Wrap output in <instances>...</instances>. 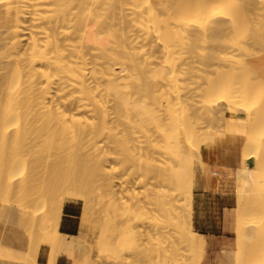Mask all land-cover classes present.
<instances>
[{"label": "bare ground", "instance_id": "1", "mask_svg": "<svg viewBox=\"0 0 264 264\" xmlns=\"http://www.w3.org/2000/svg\"><path fill=\"white\" fill-rule=\"evenodd\" d=\"M259 9L264 11V0H0V135L13 153L12 177L27 168L24 178L12 183L15 190L29 189L31 222L47 229L56 221L55 237L42 239L51 248L49 264L61 253L77 264H98L108 253L120 255L118 246L131 241L138 246L143 224L137 231L127 223L134 238L119 232L115 243L104 231L106 224L114 228L131 219L126 215L119 222L121 212L114 215L119 210L142 219L160 216L152 234L159 239L176 231L167 234L173 264H197L187 254L201 239L189 229L185 201L194 197L197 157L204 176L224 172L216 153L224 132L222 137L211 136L215 129L206 130L210 136L203 133L204 158L200 130L206 129L205 117L219 121L225 112L234 145L228 136L221 144L246 148L235 171L238 241L244 242V228L249 238L264 237V206L262 219L256 218L263 199L257 196L256 212L249 203L255 191L264 193V13ZM2 183L0 178V189ZM61 195L82 202L89 217L102 214L105 226L95 242L83 231H60ZM94 201L106 206L98 209ZM248 204L252 217L246 223ZM105 209L114 213H102ZM256 250L250 264H264V247ZM235 251L222 249V260ZM179 254L186 257L180 263Z\"/></svg>", "mask_w": 264, "mask_h": 264}, {"label": "rangeland", "instance_id": "2", "mask_svg": "<svg viewBox=\"0 0 264 264\" xmlns=\"http://www.w3.org/2000/svg\"><path fill=\"white\" fill-rule=\"evenodd\" d=\"M259 10H261V11H259L260 13L262 12V14L264 13V11H262L263 9H259ZM263 19H264V17H263ZM259 20H261V18H259ZM262 43V42H261ZM209 43H206V45H208ZM263 44V43H262ZM209 75V74H208ZM196 85V86H195ZM193 87L195 88L196 87V89H198L199 87H198V84H193ZM198 87V88H197ZM206 96V95H205ZM205 96H202V97H204L202 100H204L205 99ZM208 97V96H207ZM201 98V97H200ZM209 98V97H208ZM207 99V98H206ZM208 101V103H209V99L207 100ZM207 101H202V102H204V103H206ZM226 114V116H223V115H225ZM231 117V116H230ZM219 118V121H220V119H221V122H219V121H215V119H209L208 120V118L206 119V117L203 119V125L205 126V124H206V129H204V132H202L201 133V130H200V136H201V134H202V136L201 137H203V138H201L202 140H203V144H202V140L201 139H199V141H200V143L202 144V146H204L203 147V156H204V158L206 157V151H207V145H208V139H206V138H204V136H203V133H206V135L208 136L209 134L206 132V130L207 131H213V132H215V131H217V134H211V136H213V137H217L216 135H218V132H219V135L222 137V135H223V133L222 132H224V135H223V137H224V141L222 142V141H220V142H218L219 143V145H218V147L220 148V146H224L223 144L226 142L227 143V141H231V139H230V137L232 138V136L230 135V136H228L227 134H226V132H227V130H225L226 128H227V124L225 123V121H227L228 120V122H229V120L230 119H225L224 120V118H229V117H227V113L225 112L224 114H222V115H220V117H218ZM205 120L206 121H208V122H205ZM213 121V123H212V125H214V126H216L215 128H214V126H212V125H209V124H211L210 122H212ZM216 122V123H215ZM227 122V123H228ZM236 122V121H235ZM218 123V124H217ZM225 123L226 124V127H225V124H224V126H223V124ZM231 123H233V122H231ZM219 124H221V125H219ZM211 126L209 129L207 128V127H209V126ZM217 125H218V127H217ZM233 125V124H232ZM237 125V124H236ZM204 126H203V128H204ZM219 126H220V128H219ZM223 126V127H222ZM229 127V126H228ZM237 127V126H236ZM202 128V129H203ZM212 128H213V130H212ZM217 128H218V130H217ZM234 128V127H233ZM233 128H232V130H233ZM214 129H215V131H214ZM230 129V128H229ZM235 129V128H234ZM223 130V131H222ZM232 130L230 129V133H232ZM233 134H235L236 133V131L235 130H233ZM229 133V131H228V134H230ZM225 134H226V136H225ZM205 135V134H204ZM215 135V136H214ZM206 136V137H207ZM210 136V135H209ZM227 136L229 137V140H227L226 138H227ZM234 136V135H233ZM206 139V140H205ZM234 139V138H233ZM225 140H227V141H225ZM195 141H197L198 142V139L197 140H195ZM204 141H206V142H204ZM233 141V140H232ZM196 142V143H197ZM221 142L223 143V144H221ZM200 143H199V145H200ZM217 143V144H218ZM233 143V142H232ZM231 142H230V144H232ZM6 144V145H5ZM217 144H216V149L218 150V148H217ZM227 146H228V144H226ZM225 145V146H226ZM232 145H234V144H232ZM9 146V147H8ZM206 146V147H205ZM230 146V145H229ZM244 148L245 147H243L241 150H242V154H243V151H244ZM246 149V148H245ZM216 150V151H217ZM10 151H11V148H10V145H8V142L6 143V142H4L3 140H1V135H0V175H1V180H2V186H1V189H0V224H2L3 225V230L4 231H6V230H8L9 232H10V234H12V236L14 237V239L16 240V241H18V240H20V242L22 243V240L23 239H25L26 241H27V244H26V246H25V248L23 249V248H18V247H16V246H13V245H9V244H6V243H2V242H0V256H7V257H14V258H20L25 264H36L37 263V258H38V255H39V248L41 249V247L43 246V245H48L44 240L42 241V239L43 238H45V237H55L54 235H55V233H54V231L51 229V227H52V225L54 224V219H51V221L50 222H52L53 221V224L52 223H50L51 224V227L50 228H47V229H45L46 227L45 226H43V228L45 229V232H44V229H41L42 227L40 226V228H38L39 227V225H34V223H32L31 222V217H30V210H33V208L31 209V206L29 207V202H28V200H29V193H27L26 191H28L29 189L27 188H23V187H18V189L16 188V190H15V186L16 185H14L15 183L13 182L12 183V181H14V180H16V181H21L23 178H24V176L26 175V173H27V168L26 167H24L23 169H21L18 173H17V176H16V179H15V177H12L13 175H12V173L13 172H15V167H13V165H12V163H11V161H9L10 159L9 158H11L12 157V154L10 153ZM246 151V150H245ZM11 154V155H10ZM196 155V154H195ZM194 155V156H195ZM199 157H197V159H195V162H194V164H193V167H194V171L196 172V174H198L200 171H201V167H202V163L199 161V159H198ZM10 162V164H8ZM114 164V166H115V169H117V170H119L120 169V166H119V163H117L116 162V165H115V162L113 163ZM113 164H112V166H113ZM109 165H111V163L109 164ZM238 167V166H237ZM10 172H9V171ZM9 172V173H8ZM8 175H9V177H8ZM3 176V177H2ZM192 176L191 175V173H189L188 172V178H187V180H188V182H190L189 180H191V178L190 177ZM22 177V178H21ZM193 178V177H192ZM11 179H13V180H11ZM17 183V182H16ZM18 184V183H17ZM264 184H262L261 186H263ZM195 186H196V184H194V187H192V190H193V192H194V189H195ZM138 187H140V185L138 186ZM137 187V189L139 190V188ZM22 188V189H21ZM141 189H142V186L140 187ZM20 189H21V191H20ZM26 189V190H25ZM264 189V188H263ZM262 189V187H261V190H263ZM20 191V192H18V191ZM24 190V192L26 193H24V192H22ZM257 191H255V193H254V195H252L251 197L249 196V198H251V199H249V203H251L252 202V206L251 205H249L248 204V208L245 210V213H244V217L246 218L245 220H246V223H247V219L249 218V217H252V216H249L250 215V211H251V207H253L252 208V211H251V213L255 210V212L257 211V209H254V208H256L258 205H257V203L259 202V198L257 197L258 195L260 196V197H262L261 199H263V202H264V193L263 192H261L259 189H258V192L256 193ZM260 193H262L263 194V196H261L262 194H260ZM24 194H25V196H24ZM28 196V197H27ZM62 196V195H61ZM24 197H27V200H25L26 198H24ZM252 198H253V201H252ZM256 198V199H255ZM258 198V199H257ZM62 199V200H61ZM251 200V201H250ZM27 201V202H26ZM68 200L67 199H65L63 196L62 197H60V204L62 205V213H63V207H64V204H65V202H67ZM187 201H188V203H187ZM255 201V202H254ZM261 202V204L263 203L262 202V200H260ZM26 204H25V203ZM39 202V201H38ZM38 202L37 203H34L33 205H36V204H38ZM63 202V203H62ZM95 203L94 204H96L95 205V207L96 208H101V206H102V208H104L106 205H103V204H105V203H99V202H97V201H94ZM257 202V203H256ZM186 203H187V205H186ZM259 203V204H260ZM29 204V205H28ZM25 205V206H24ZM32 205V206H33ZM81 205H82V202H81ZM97 205H98V207H97ZM255 205H257V206H255ZM28 206V207H27ZM45 205H43L41 208L42 209H40L39 208V210H43V207H44ZM185 206L188 208V212H187V219H188V223H189V229L190 228H192V229H194L196 232H198L199 233V236H200V239H201V242H200V244H197V243H191L190 244V246H189V250H188V254H187V256L189 255L190 256V259L189 260H191V258H193V260L191 261V262H194L195 261V263H197V264H250L251 262H250V260L249 259H251V257H249V255H250V253H251V255H252V258H253V255H254V253H255V250L257 249L258 251H260V248H263L264 247V241H263V243H262V239L264 240V237L263 236H255V238L253 237V238H249V237H247L246 236V234L245 233H247V228H244V242H239L238 241V234L236 233V251L235 252H233L232 254H231V256H229V257H227L225 260H222V250H219V251H216V252H214L213 250H210V248H209V244H208V239H207V237L205 236V238H206V240H207V242H206V248H205V239H204V237H203V235H202V233L201 232H199V231H197L196 229H195V227H194V221H193V213H194V197H192V195H191V197L189 198V200H186L185 201ZM249 206H251V207H249ZM260 206V208H259V210L260 211H258V216L256 217L257 219L259 218L260 220L262 219L261 217L263 216V213L261 214V212H262V208L261 207H263L264 206V203H263V205H259ZM258 206V207H259ZM98 208V209H99ZM107 208V207H106ZM187 208H186V210H187ZM45 209V208H44ZM27 210V211H26ZM109 210V209H108ZM108 210H106L105 209V212H102V213H106L107 214V212L106 211H108ZM84 210H83V208H82V214H81V231H83L84 233H86L87 234V237L91 240V241H93V242H95L96 240H97V238H98V236H99V234H100V232H101V229H102V227L104 228V226L105 225H103V224H101V223H103V222H101L104 218L101 216V217H99V215L97 216V217H89L88 215V213H86L85 211L83 212ZM26 212H28V213H26ZM113 212V211H112ZM111 212V209H110V212L108 211V214L109 215H111L110 213H112ZM119 212H121L120 214H122V215H120L119 214ZM254 212V213H255ZM260 212V213H259ZM26 213V214H25ZM62 213H61V217H62ZM86 213V214H85ZM114 213V212H113ZM112 213V214H113ZM83 214H85V215H83ZM116 214L118 215L119 214V216H117L118 217V221L120 220L119 218H124V217H126L127 219H128V217L129 218H131V219H129V220H124L122 223L120 222V225L121 226H119V224H116L117 226H115V225H113L114 226V228L113 227H111V225L109 226V224L107 225L106 224V226H107V228H106V226H105V228H104V231L106 232V234H109L110 235V237H111V239H112V243H115V241L118 239V238H120L121 236H120V234H119V232L120 233H122V235H123V233H127L128 232V226L129 225H131L135 230H139V228L142 226V224H143V227L144 226H146V227H141L142 228V230H141V228H140V231H138L139 232V234H141V236H142V238H143V240H141V242H143V241H145V243L143 242L142 244L143 245H139L138 244V246H137V243L135 244L134 242H132L131 241V243H127L126 245H123V246H118V249H117V251L120 253V255H118V256H115V255H113L112 253L111 254H107V255H105V256H102V257H100L99 258V262H98V264H173V262L175 261V260H170V258H171V252H169V250H170V247H171V243H169V241H170V239L168 238V235H170L171 233H172V231L173 230H168V232H165V233H162V235L160 236V238L163 240V242L160 240V238L159 239H155V232H157V230L155 231V228H154V225H153V222L154 221H158V222H160L159 221V219H157L158 217H160V216H158L157 215V217L155 218L154 216H151V215H145L144 216V218L142 219V218H138L137 216L135 217V214L134 213H132V212H128V213H125L124 214V212H123V210H119V211H117V212H115V216H116ZM114 215H113V217H114ZM128 217H127V216ZM253 215H255V214H253ZM26 217V218H25ZM106 217V216H105ZM164 217V216H163ZM255 217V216H254ZM28 218V219H27ZM101 218H103V219H101ZM153 218V219H152ZM155 218V219H154ZM26 219H27V222H26ZM115 219V218H114ZM116 219H115V221H116ZM133 219V220H132ZM157 219V220H156ZM161 219H163V218H161ZM122 221V220H121ZM258 221V220H257ZM126 222V223H125ZM144 222V223H143ZM146 222V223H145ZM116 223H117V221H116ZM127 223H129V224H127ZM141 223V224H140ZM29 224V225H28ZM55 224H56V221H55ZM55 224L53 225V228H54V226H55ZM84 224V227H82V225ZM124 224V225H123ZM126 224H127V227H126ZM138 224V225H137ZM151 224V225H150ZM31 225H33V226H31ZM147 225H148V227L149 228H152V232H151V229H149L148 227H147ZM34 226L35 227H37V229L35 230V228H34ZM108 226H109V228H108ZM139 226V227H138ZM151 226V227H150ZM115 227H117V228H115ZM124 227L126 228V230H125V232L123 231V229H124ZM171 228L173 227L172 225L170 226ZM121 230L122 229V231H120L119 229ZM131 228V227H130ZM145 228H148V230L147 229H145ZM154 228V229H153ZM34 230V232H31V230ZM40 229V230H39ZM111 229V230H110ZM39 230V231H38ZM42 230V231H41ZM110 230V231H109ZM145 230H146V232H145ZM174 230H175V227H174ZM36 231V232H35ZM109 231V232H108ZM141 231H143V233L146 235H143V233L141 232ZM153 231H155L154 233H153ZM170 231V232H169ZM150 232V233H149ZM174 232L176 233V231H173V235H172V237L175 235L174 234ZM237 232V231H236ZM32 233V234H31ZM33 233H36V235L34 236V234ZM154 235H153V234ZM118 234H119V236H118ZM129 234H131V233H129L128 232V237H132V236H129ZM138 234V235H139ZM152 236V237H154L153 239H152V237L150 236V235ZM157 234V233H156ZM168 234V235H167ZM31 235H33L34 236V238H33V236H31ZM131 235H133V234H131ZM158 235V234H157ZM165 235H166V237H165ZM33 238H31V237ZM140 236V237H141ZM146 238L145 240H144V237ZM36 237V238H35ZM163 237V238H162ZM170 237H171V235H170ZM262 239H261V238ZM132 238H134V237H132ZM148 238V239H147ZM167 238V239H166ZM169 239V240H168ZM256 239V240H255ZM115 240V241H114ZM134 240V239H133ZM158 240L160 241V242H158ZM166 240H168V241H166ZM258 240V241H257ZM260 240V241H259ZM150 241V242H149ZM165 241V242H164ZM171 242V241H170ZM240 243V246H239V243ZM262 243L263 245V247L261 246V244H259V243ZM38 243L40 244V245H38ZM156 243H157V245H156ZM243 243V244H242ZM42 244V245H41ZM129 244V245H128ZM159 244V245H158ZM170 244V245H169ZM155 245H156V248H155ZM169 245V246H168ZM258 245H260L259 247H258ZM49 246V245H48ZM137 246V247H136ZM141 248H145L144 250V254L142 255V252H143V249H141ZM147 248V249H146ZM172 248V247H171ZM225 249H230L229 247H224ZM169 249V250H168ZM223 249V248H222ZM39 250V251H38ZM165 250V251H164ZM183 250V249H182ZM257 250H256V252H257ZM148 251V252H147ZM181 251V249L179 250V252ZM164 252V253H163ZM254 252V253H253ZM157 253V254H156ZM168 254H170V255H168ZM183 254V253H182ZM185 254V253H184ZM142 255V256H141ZM179 255H181V254H179ZM179 255L177 256V258L179 257ZM198 255V256H197ZM120 256V257H119ZM135 256V257H134ZM170 256V257H169ZM188 256V257H189ZM70 257V256H69ZM142 257V258H141ZM183 257H185V256H183V255H181V257H179L181 260H177V262H179L180 263V261L182 262V258ZM178 258V259H179ZM186 258V257H185ZM167 259V260H166ZM195 259V260H194ZM166 260V261H165ZM183 260H184V258H183ZM187 260V259H186ZM133 261V262H132ZM144 261V262H143ZM248 261H249V263H248ZM143 262V263H142ZM171 262V263H170ZM190 262V261H189ZM253 263V262H252Z\"/></svg>", "mask_w": 264, "mask_h": 264}, {"label": "crops", "instance_id": "3", "mask_svg": "<svg viewBox=\"0 0 264 264\" xmlns=\"http://www.w3.org/2000/svg\"><path fill=\"white\" fill-rule=\"evenodd\" d=\"M219 164L224 170L221 176H204L197 174L194 189V227L208 239L210 250L214 252L229 247L236 248V208L237 195V161L242 154L241 148L222 146L217 150ZM228 170V171H227ZM219 177V178H218ZM237 199V200H236ZM237 204V205H236ZM235 209V211H234ZM82 205L80 201H67L63 207L59 229L67 235H77L81 232ZM0 242L25 248V239L16 241L8 230H3L0 224ZM50 246L43 245L39 251L36 264H49ZM55 264H77L65 253L58 254ZM0 264H25L20 258L0 256Z\"/></svg>", "mask_w": 264, "mask_h": 264}]
</instances>
